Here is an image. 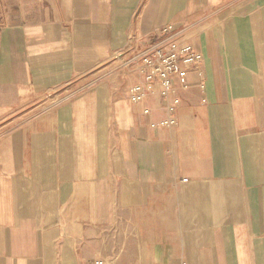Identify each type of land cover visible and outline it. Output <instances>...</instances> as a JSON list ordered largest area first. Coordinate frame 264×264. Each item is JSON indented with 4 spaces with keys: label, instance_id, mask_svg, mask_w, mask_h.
<instances>
[{
    "label": "crops",
    "instance_id": "crops-1",
    "mask_svg": "<svg viewBox=\"0 0 264 264\" xmlns=\"http://www.w3.org/2000/svg\"><path fill=\"white\" fill-rule=\"evenodd\" d=\"M166 25L173 111L98 73ZM98 262L264 264V0H0V264Z\"/></svg>",
    "mask_w": 264,
    "mask_h": 264
},
{
    "label": "built area",
    "instance_id": "built-area-1",
    "mask_svg": "<svg viewBox=\"0 0 264 264\" xmlns=\"http://www.w3.org/2000/svg\"><path fill=\"white\" fill-rule=\"evenodd\" d=\"M190 29L187 26L176 31L172 25H166L159 29L158 35L151 36L147 44L141 43L143 38L129 39L119 67L133 79L143 78L132 89L133 103H142L147 96L158 94L165 99L170 111L180 104L172 82L177 79L184 84L187 73L194 70L201 60L187 39ZM144 113L149 115L150 110L145 109ZM173 123L174 120H170L162 125Z\"/></svg>",
    "mask_w": 264,
    "mask_h": 264
},
{
    "label": "rangeland",
    "instance_id": "rangeland-1",
    "mask_svg": "<svg viewBox=\"0 0 264 264\" xmlns=\"http://www.w3.org/2000/svg\"><path fill=\"white\" fill-rule=\"evenodd\" d=\"M123 57H124V56H123ZM123 57H122V55H121V56H118V57L115 59L114 62H118V63H119L118 66H120V64H121V62H122L121 59H122ZM114 62H113V63H108L107 65L101 67V69H99V71H98V73L100 74L99 76H105V75H108L109 73H112V71H113V74H114V75H117V73H119V75H120L121 77H123V76H127V75L124 74V71H122L121 68H118V67H117V68H114V66H113ZM118 70H119V72H118ZM127 77H128V76H127ZM80 88H81L80 86H76V87L70 89L67 93H64L63 95H60V94L58 93V94L55 96V100L57 101V104H58L59 102H62L63 100H65L66 97L71 96L72 93L76 92V91L79 90Z\"/></svg>",
    "mask_w": 264,
    "mask_h": 264
}]
</instances>
